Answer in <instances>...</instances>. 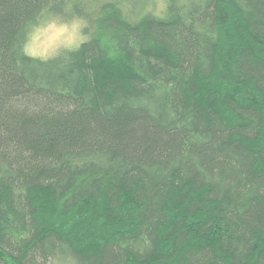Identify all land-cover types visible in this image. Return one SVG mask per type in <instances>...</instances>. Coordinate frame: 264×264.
<instances>
[{"label":"trees","instance_id":"16d2710c","mask_svg":"<svg viewBox=\"0 0 264 264\" xmlns=\"http://www.w3.org/2000/svg\"><path fill=\"white\" fill-rule=\"evenodd\" d=\"M70 2L0 0V264H264V0Z\"/></svg>","mask_w":264,"mask_h":264},{"label":"clouds","instance_id":"9594fccd","mask_svg":"<svg viewBox=\"0 0 264 264\" xmlns=\"http://www.w3.org/2000/svg\"><path fill=\"white\" fill-rule=\"evenodd\" d=\"M153 7L158 15H163L167 0H149L145 10L151 11ZM88 29V18L72 11L70 0H65L61 11H54L51 4H45L24 22L22 50L41 62L68 58L90 41Z\"/></svg>","mask_w":264,"mask_h":264},{"label":"rangeland","instance_id":"374dc122","mask_svg":"<svg viewBox=\"0 0 264 264\" xmlns=\"http://www.w3.org/2000/svg\"><path fill=\"white\" fill-rule=\"evenodd\" d=\"M158 10L157 9H155V12H157Z\"/></svg>","mask_w":264,"mask_h":264}]
</instances>
